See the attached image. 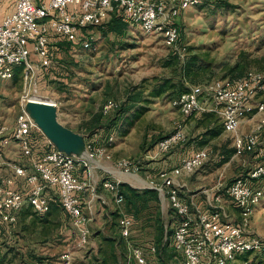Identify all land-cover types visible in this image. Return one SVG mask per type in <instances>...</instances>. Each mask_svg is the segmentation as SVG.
<instances>
[{"label":"rangeland","instance_id":"rangeland-1","mask_svg":"<svg viewBox=\"0 0 264 264\" xmlns=\"http://www.w3.org/2000/svg\"><path fill=\"white\" fill-rule=\"evenodd\" d=\"M39 1L36 0V3ZM110 16L88 27L91 42L89 49L82 48L80 44L52 43L50 46L58 48L59 52L51 58L47 74L43 71L40 74L39 69L25 88L21 72L17 74L16 81L14 74L8 80L0 79L4 123L7 121L8 126L15 125L19 97L23 90H29L31 94L56 102L59 107L58 122L63 123L69 131L67 136L79 138L84 151L88 145L103 143V135L89 132L87 126L91 116L100 112L106 101L113 100L118 108L102 117L104 124L114 118L116 110L133 93L141 94L138 105L144 111L135 119L126 136H120L116 126L109 130L114 137L109 146L112 157L111 160L97 159L99 167L103 166L101 169L93 166L90 161L95 159L75 154L77 158L85 160L86 164L80 161L76 166V174L78 177L85 174L86 180L94 186L96 197L92 201V208L84 210L90 218L87 242L84 245L77 244L75 227L58 205L56 193L50 191L49 197L54 202H51V208L45 213L38 214L26 205L17 213L15 223L1 230L0 264H61L60 256L65 251L71 253L70 264H98L102 258H105L106 264H136L129 258L127 242L142 248L149 263L181 264V259L171 247L173 228L181 218L167 204L165 194H158V206L142 209L134 217L124 203L115 204L111 195L102 187L103 181H115L114 177L137 190L159 183L156 178L158 175L145 180L143 169L137 170L131 177H117L113 172L119 169L115 162L127 159L143 168L151 162L146 157L148 152L152 158H156L154 152L157 142L171 135L178 127L185 141L174 148L184 150L196 144L197 148H204L208 152V159L201 167L188 174H179L183 180L191 182L192 193H199L201 208H198L209 209L205 194H219L221 204L226 206L228 203L231 207L232 222L239 220L238 210L232 207L224 190L255 163H264V153L236 152L226 163L217 166L221 148H232L231 136L223 132L200 146L198 141H202L199 137L203 132L200 125H204L202 113L184 118L168 99L149 97L155 77L176 78L170 67L162 65L169 50L159 36L144 34L134 25H127L120 37L103 35L100 28ZM175 23L179 30L180 45L185 47L183 62L187 67V81L190 84L204 85L216 79L234 77L248 69L264 70V0H203L199 5L180 12ZM70 46L74 47V52H70ZM236 66L239 70L231 71ZM261 97L264 94L258 100ZM207 105L213 107L211 102H207ZM212 113L221 124L219 115ZM254 120L256 118L248 120L245 123L247 129L242 128V131H248ZM260 141L264 146V133ZM156 155L161 156L158 153ZM89 165H92L90 175L86 170ZM112 172L114 177L110 175ZM258 185L263 195L252 214L250 230L264 239V184L260 182ZM192 193L179 189L178 194L187 201ZM122 215L133 221L132 232L127 240L118 233L117 219ZM166 230L169 237L166 236ZM161 236L162 243L166 242L163 247L157 244V238ZM152 246L155 249L153 254L150 251ZM229 264H264V255L238 257Z\"/></svg>","mask_w":264,"mask_h":264},{"label":"built area","instance_id":"built-area-1","mask_svg":"<svg viewBox=\"0 0 264 264\" xmlns=\"http://www.w3.org/2000/svg\"><path fill=\"white\" fill-rule=\"evenodd\" d=\"M203 0H16L14 9L0 18V79L12 77L14 68L22 67L23 88L32 81L39 69L50 65L48 51L49 38L53 34L62 41L79 43L84 49L91 48L90 25H96L116 11L130 26H138L144 34L159 36L162 44L171 52L183 56L185 47L180 45L176 18L183 10L199 5ZM264 72L250 70L237 78L216 79L205 85H193L189 90L171 101V105L184 118L204 112L219 115L224 133L231 136L234 150L262 155L264 146L260 141L264 133ZM47 100L46 104L57 107L56 102L23 90L19 97V112L11 131L0 125V147L10 141L19 145L20 152L28 158L29 169L13 166V177L23 179L29 186L24 193L12 188L13 179L0 183V245L2 229L15 223L17 213L29 206L34 212L45 213L49 208V192L54 191L62 211L70 218L77 234V244L84 245L89 235L90 218L84 210L90 209L95 195L85 200L83 193L91 189L86 180L75 176V167L85 160L58 150L47 139V150L36 158L29 142L31 130L43 134L30 116L27 103L31 98ZM36 100V99H34ZM258 100V101H257ZM211 102L213 107L207 105ZM118 104L106 101L101 111L104 115L115 110ZM253 121L248 131L242 125ZM113 134L104 137L102 144L87 146L85 154L89 159L111 160L109 146ZM185 141L180 127L156 144V152L163 154ZM1 158V151H0ZM208 159L206 149H197L193 154L182 158L179 166L171 173L161 172L159 183L151 185L159 195L165 194L170 208L180 220L175 224L171 237V247L181 259V264H228L242 254L263 255L264 239L251 233L250 220L263 191L258 185L264 184V163L257 162L244 175L236 177L224 190L232 206L238 210L237 222H226L219 194L210 197L209 209L202 210L192 202L179 196V187L172 176L191 173ZM116 166L125 175L139 170L138 165L127 159L117 160ZM118 181L105 180L104 190L110 192L115 204L122 202L118 193ZM93 191V190H92ZM121 237L128 239L133 221L128 216L117 219ZM129 258L136 264L149 263L139 246L127 242ZM152 254L154 247H150ZM61 264H70L71 253L65 251L60 256Z\"/></svg>","mask_w":264,"mask_h":264},{"label":"trees","instance_id":"trees-1","mask_svg":"<svg viewBox=\"0 0 264 264\" xmlns=\"http://www.w3.org/2000/svg\"><path fill=\"white\" fill-rule=\"evenodd\" d=\"M126 28H127V24L122 19L121 15L117 13L116 11H114L111 13L110 18L107 20L104 26H102L100 29L103 35L113 34L117 37H120L124 34V31L126 30ZM87 30L88 28L85 31ZM183 56L180 57L176 53L169 51L168 57L163 60L162 65L164 67H170L172 71L175 72L176 80L173 77H169V78L155 77V79L153 80L150 86V92L148 93L149 97H159L160 96L164 99H168L169 101H173L177 99L181 94L187 92L190 86L200 85L199 83L190 84L187 81L189 77H188L187 67L185 66L183 62V59H184ZM236 70H239L237 66L233 68L231 71H236ZM248 71H250V69L244 71L241 74H237L234 77H230V78L241 77ZM255 71L264 72V70H260V69H256ZM20 72L22 73L21 66H17L14 68V71H13L14 81H16L17 74ZM140 101H141L140 93H133L132 95L128 96L125 102L122 104V106L118 110H116V114L114 118H110V120L106 124L102 123V119H103L102 117L104 116L102 111L93 114L87 126V128L89 129V132H92V131L93 133L99 132L101 135H103V138H104L107 134L110 133L109 130L113 126H116L117 132H119V135L122 137L126 136L129 130L131 129L135 119L139 118L140 115L144 112L142 110L143 107L138 105ZM202 114H203V119H204L203 120L204 125L203 126L200 125L203 128V132L200 134V137H199V139L200 140L202 139V141H198L200 146H203V144L208 143L211 140L219 137L223 133L222 125L218 122V118L216 117L214 113L204 112ZM234 153H236V151L234 150L233 147L232 148L222 147L221 150L219 151V154H218L219 160L216 163V165L217 166L223 165L230 159L231 156H233ZM117 188H118L119 195L122 196L121 203H124L126 209L132 212V215L134 217L135 215H137V213L140 210L147 209L150 206L156 207L159 204L158 193L154 189L144 188L141 190H137L121 182H119ZM108 193L111 195V198L114 202V198L112 194L110 192ZM51 202H54V201L50 200L49 207H50ZM165 233H166V236L169 237L170 234L168 230H166ZM160 235H162V231ZM165 243L166 242H164V244ZM157 244L163 247L164 244L162 243V236L157 238ZM244 256H249V255L242 254L240 256H237L236 259L238 257H244ZM98 264H106L105 258L100 259Z\"/></svg>","mask_w":264,"mask_h":264},{"label":"crops","instance_id":"crops-1","mask_svg":"<svg viewBox=\"0 0 264 264\" xmlns=\"http://www.w3.org/2000/svg\"><path fill=\"white\" fill-rule=\"evenodd\" d=\"M46 1L47 0H40L38 3H44ZM15 2H16V0H0V18H2L4 15L10 13L14 9ZM87 33H90V32L87 31ZM55 41L64 42V43L71 44V45L79 44L77 42L76 43H69V42L62 41L59 37H57V36L52 34L50 36V38H49V43H48V51H49L50 59L53 58V56L56 53L59 52L58 48L50 46ZM69 50H70V52H74V47L70 46ZM50 66H51V61H50V65L48 67L42 68L40 70V74H42L43 72H44V74H47V70L50 68ZM60 75H62V73H60ZM55 79L58 80V78H55ZM9 106L10 105H8V107ZM3 108H4L3 104H2V102H0V125L6 126L8 128V132H9V131H11L13 129L14 125L8 126L9 124L7 123V121L5 123L3 122L4 113H5ZM58 108L59 107L57 105V107L55 108V121L62 129L67 130V128L64 126V124L61 123L60 121L58 122V120H57L58 116H59ZM246 127H247V125L244 123L242 125V128L244 129ZM242 128H241V130H242ZM47 139L48 138L44 134H40V133L36 132L35 130H31L30 131V133H29V142H30V145L32 147L34 157H36V158L40 157L47 150V145H46ZM174 147H172L168 152L163 153L164 155L161 154V156L160 155H156L157 152H154V154H155L154 156L156 158H152L150 156L149 152H148L146 157L147 158L149 157L148 159H150L151 162L146 163L143 168L139 167V170L140 169L145 170V172H143V174L145 175V180L149 179V178L151 179L153 177L155 178L161 172L171 173V171L174 168L179 166L180 161H181L182 158L190 156L197 149H199V148L196 147V144H191V146H187L184 150H183V148L180 149V148H174ZM0 151H1V158H0V183L2 181H5V180L9 179V178H12L13 179L12 188H14V189H16L18 191L24 192V193L28 192L29 186L26 184V182L23 179L19 178V177H13V171H12V167L15 166V165L16 166H22V167H25V168L29 169L30 162H29L28 158L25 157L20 152L19 145L16 142H14V141H10L6 146H4L2 148L0 147ZM84 153H85V151H84ZM82 157L86 158L85 155H82ZM90 161L93 162V166H95V167H97L99 169H101V167H103V166L99 167L100 165L98 164L99 161L97 159L90 160ZM115 166H116V164H115ZM91 167H92V165H89V166L86 167L88 175H90ZM113 168H114V166H113ZM76 171H77V168L75 167V176L78 179L86 180L85 174L82 175L81 177H78V175L76 174ZM103 171L106 172V173H109V172H107L105 170H103ZM113 172H114V174H116L117 177H119V175H123L125 177H131V175H132V174L131 175H125V174H123L121 172L120 169H118V170L115 169ZM113 172L110 173V175L113 176ZM135 176L138 177L137 174H135ZM135 176H133V178L141 183L142 181L138 180ZM114 178L116 179L115 181L121 182V180L119 178L118 179L116 177H114ZM156 178H157V180L159 182L160 179L158 177H156ZM172 180H173L174 184L178 185L179 189H182V190L185 189L186 192L188 191V192L192 193V190H190L191 182L183 180L181 175L172 176ZM87 183L89 184L88 181H87ZM1 185L4 188L7 187V185L5 183H3V182L1 183ZM92 192L94 193V186H91L90 190L85 191L83 193L84 198L89 199L90 194L91 195L93 194ZM106 192H108V191H106ZM198 194L199 193H194V192L192 194H190V196L188 197L189 200H187V202L188 201L192 202L194 205H196L197 207L199 206L201 208V203L198 202V197H199ZM93 195H95V194H93ZM210 197H211L210 193L209 194H205V201H206L207 205L209 204ZM93 204H91V208H92ZM222 206L224 208V213H225V218H226V219L224 218V220L226 222H232V220H233L232 219L233 212L230 209L231 207L229 206L228 203L226 204V206L224 204H222Z\"/></svg>","mask_w":264,"mask_h":264},{"label":"water","instance_id":"water-1","mask_svg":"<svg viewBox=\"0 0 264 264\" xmlns=\"http://www.w3.org/2000/svg\"><path fill=\"white\" fill-rule=\"evenodd\" d=\"M27 109L42 133L58 150L68 154H79L77 152L81 147L79 138H70L66 135L69 131L62 129L56 123L55 107L48 104H41L40 102L30 101L27 103Z\"/></svg>","mask_w":264,"mask_h":264},{"label":"bare ground","instance_id":"bare-ground-1","mask_svg":"<svg viewBox=\"0 0 264 264\" xmlns=\"http://www.w3.org/2000/svg\"><path fill=\"white\" fill-rule=\"evenodd\" d=\"M34 99H36V100H34ZM31 101H35V102H40L41 104H46L47 102V100H45V99H41V98H36V97H33V98H31L30 99ZM79 154H81V155H85V157H86V159H89L87 156H86V154L84 153V150H82V148L80 147L79 149H78V151H77Z\"/></svg>","mask_w":264,"mask_h":264}]
</instances>
